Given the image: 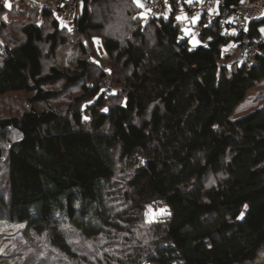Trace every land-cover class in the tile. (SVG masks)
<instances>
[{
  "label": "trees",
  "instance_id": "16d2710c",
  "mask_svg": "<svg viewBox=\"0 0 264 264\" xmlns=\"http://www.w3.org/2000/svg\"><path fill=\"white\" fill-rule=\"evenodd\" d=\"M216 1L224 13L243 0ZM81 6L69 40L41 0L16 22L1 20L0 6V98L29 97L0 116V225H25L20 237L37 250L25 264H88L97 250L78 244L99 241L121 244V264L255 261L264 250V105L231 117L264 81V48L255 67L239 66L230 26L220 34L197 23L202 44L193 46L173 13L144 22L134 0ZM258 9L246 19L249 37L264 33ZM93 36L104 52L97 67ZM71 44L64 61L58 50ZM106 79L117 96L100 91ZM77 89L66 110L51 105ZM151 203L170 215L137 237Z\"/></svg>",
  "mask_w": 264,
  "mask_h": 264
},
{
  "label": "rangeland",
  "instance_id": "374dc122",
  "mask_svg": "<svg viewBox=\"0 0 264 264\" xmlns=\"http://www.w3.org/2000/svg\"><path fill=\"white\" fill-rule=\"evenodd\" d=\"M211 3H212V6H214L216 8L217 1L211 0ZM47 5L50 6L53 4L51 2L50 3L47 2ZM263 5H264V2H262V1H260L257 4V6H259V7H263ZM137 6L140 7V9H141V11H140L141 17H146V19H144V22L147 19H150L151 17L155 16V14H149L147 12L144 0H139V3H137ZM19 7L20 6L18 5L17 8H19ZM17 8L12 7L11 12L10 11L5 12L1 17V20H4L6 23L16 22L17 20L20 21L19 17L16 15L18 13ZM208 10L213 11V7L209 8ZM22 11H24V8ZM63 11L59 12L57 14L59 16V19L61 18V20L65 16ZM61 13H63V17L60 16ZM67 13H69L70 15L72 14L70 11L66 10L65 14L67 15ZM55 17H56V15H55ZM71 18L72 19H66L65 22H64V20H63V22H59L58 18L56 17L57 21L59 22L60 27L67 30L66 32L68 33V35H65V36L68 40L70 39L69 33H71L73 31L74 22L78 17L77 16H71ZM199 18H200L199 14L194 16V20H192V24H191L190 28H188V26L185 28V26L188 25L187 24V22H189L188 20L177 19V21L181 24V30H182L183 35L186 36V38L190 44H193L196 46L202 44V42L198 39L199 29L195 27V25L198 23ZM71 43H73V42H71ZM91 43H92V48H93V51L95 53V56L91 57L89 62L97 67L100 64L101 58L104 60V52H103V49L101 46V41H100L99 37L93 36L91 38ZM73 45L74 44H71V48L68 46H63L58 50V55L61 58H63L64 61H66V59L68 60L70 57V54L75 50V49H73ZM46 59H47V61L45 62V64L47 65V63L51 59L50 58H46ZM234 60L236 62L238 61L239 66H241V64L243 63V60L238 58L236 54H234L232 56V61H234ZM104 72L107 73V75L111 76V70H109V68H106L104 70ZM106 80H108L110 82L109 79H106ZM104 81L99 83V89L101 92H103L102 91V84ZM111 84L113 85V83H111ZM59 87L60 86H58L56 88H59ZM114 89H115L114 90V93H115L114 96H117V93L115 92L116 91L115 86H114ZM79 93L80 92L78 89L73 90V91L69 92V94H66L64 96L65 99H61L59 101L53 102L51 105L55 108L63 107V109L66 110L65 107H67L68 101L73 100L75 97H77V95H79ZM113 94H110V95H113ZM28 98L29 97H26L23 95H14V96H7L4 98H0V116H2L4 114L14 115L19 110L27 108L29 106L28 105L29 103L27 102ZM263 105H264V81L261 84H258L253 90H251L247 94V98L245 99V101L243 103H241L239 105V107H237V109L232 114L231 118H232V120L236 121V120L246 116L247 114H250V113L256 111L257 109L261 108ZM210 182H211V180H210ZM210 182H209V180H207V183H210ZM5 183H6L5 182V166H4V162L2 161V164H0V193L5 192V186H6ZM169 215H170V211H169L167 206H163L160 203L159 204L158 203H151V204L147 205L145 207L144 212L139 216V218H141V228H140L139 233L136 232L135 235H137V237H139L142 234H145V233L147 234L148 228H149L148 226L150 224H152V222L164 220ZM12 226L13 225H9V226L8 225H0V248H3L4 251L7 253L6 255H0V264H25L26 262L30 261V257H29L30 253H35V252H37V250H35V248H34V250L30 248V250H29L30 252H29L28 248H27L28 244L24 243L20 237L21 236L20 235L21 229L19 230V232H17V230L14 229ZM12 236H16V238L12 239L11 238ZM137 237H135V238H137ZM252 240L256 246H258L260 244L261 236L258 233V231L252 233ZM35 244L41 245V241L36 240ZM94 244H91L89 242L78 244V246H80L81 249L83 247L86 252H88L89 245H93V246H91V248H89V253H90V249L95 248L97 250V252L95 254H93L94 256L87 254L88 256L86 259H87V261L90 262L88 264H121L123 262L122 260L124 259V256L126 255V253H124L125 251H122L121 244H118V242H113V244H108V243L103 244L102 242L99 241L98 243H96L97 245H94ZM12 245H14L15 248H12ZM36 255H37V253H36ZM39 256L41 257V252L38 253V257ZM101 260L103 261V263H100ZM71 264H73V263H71ZM75 264H79V263H75ZM248 264H264V250L259 253V255L255 261L248 263Z\"/></svg>",
  "mask_w": 264,
  "mask_h": 264
},
{
  "label": "built area",
  "instance_id": "2783aa9c",
  "mask_svg": "<svg viewBox=\"0 0 264 264\" xmlns=\"http://www.w3.org/2000/svg\"><path fill=\"white\" fill-rule=\"evenodd\" d=\"M22 7L30 4L31 0H16ZM84 0H74L75 3H82ZM264 2V0H260ZM259 1V2H260ZM258 2V3H259ZM147 12L156 16L166 17L167 14L173 13L178 19L183 14L190 16L200 15L198 24L201 28L215 25L220 34H224L231 27L233 33L240 37L237 44L239 56L243 62L250 67L257 65V58L264 48V33L249 37L246 27V19L250 15V9L259 8L257 17L263 15V7L250 3L249 0H243L231 12L218 13L217 7L212 6L208 0H191L186 6L181 1L173 2L172 0H144ZM213 7V11L208 9ZM192 51L193 49L190 48ZM114 86L105 80L102 84V91L108 95L114 93Z\"/></svg>",
  "mask_w": 264,
  "mask_h": 264
},
{
  "label": "crops",
  "instance_id": "0c3cea01",
  "mask_svg": "<svg viewBox=\"0 0 264 264\" xmlns=\"http://www.w3.org/2000/svg\"><path fill=\"white\" fill-rule=\"evenodd\" d=\"M47 0H41V5L44 8L50 9L51 11H53V13L56 15V17L58 18L59 22H65L66 19H72L71 16H80V12L82 10V6L81 3H75L74 0H62L61 3L59 4V6H53V5H47ZM8 3L11 4V8L5 7V0H0V6L3 7L5 12H11L12 7H16L19 5L18 2L16 0H8ZM50 3V2H49ZM20 6V5H19ZM23 8L25 9V7L20 6L19 8H17L18 12H22ZM64 10V11H63ZM68 10L70 11L72 14L70 15L69 13H67V15L65 14V11ZM64 12V18L61 20V18L59 19V16L57 15L59 12ZM61 17H63V13L60 14ZM178 19H184V20H188L189 22H187L188 25L185 26V28L188 26V28L191 27L192 24V20H194V16H190L188 14H183L182 16H180ZM193 45V44H191ZM203 45H205V43L203 42ZM196 46V45H193ZM228 49V48H227ZM226 49V50H227Z\"/></svg>",
  "mask_w": 264,
  "mask_h": 264
},
{
  "label": "snow or ice",
  "instance_id": "6c2138e0",
  "mask_svg": "<svg viewBox=\"0 0 264 264\" xmlns=\"http://www.w3.org/2000/svg\"><path fill=\"white\" fill-rule=\"evenodd\" d=\"M135 3H139V0H134ZM5 7L11 8V4L8 3V0H5ZM135 18V17H134ZM141 19H146V17H141ZM261 31H264V29H262ZM104 111H107V109H104ZM242 218V217H241ZM14 229L17 230V232H19L20 229H23L25 227V225L23 224H18V225H13L12 226ZM12 239H15L16 236H12ZM78 242V241H77ZM7 247V246H6ZM89 247H91V245H89ZM12 248H15L14 245H12ZM7 253L4 251L3 248H0V255H6Z\"/></svg>",
  "mask_w": 264,
  "mask_h": 264
}]
</instances>
